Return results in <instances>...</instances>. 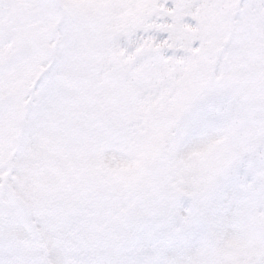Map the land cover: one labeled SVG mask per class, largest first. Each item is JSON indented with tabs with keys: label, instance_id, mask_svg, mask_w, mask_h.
Listing matches in <instances>:
<instances>
[{
	"label": "snow or ice",
	"instance_id": "6c2138e0",
	"mask_svg": "<svg viewBox=\"0 0 264 264\" xmlns=\"http://www.w3.org/2000/svg\"><path fill=\"white\" fill-rule=\"evenodd\" d=\"M0 4L5 119L33 76L109 94L85 139H61L71 103L0 134V264H264V0Z\"/></svg>",
	"mask_w": 264,
	"mask_h": 264
},
{
	"label": "rangeland",
	"instance_id": "374dc122",
	"mask_svg": "<svg viewBox=\"0 0 264 264\" xmlns=\"http://www.w3.org/2000/svg\"><path fill=\"white\" fill-rule=\"evenodd\" d=\"M4 2H7V0H4ZM4 11H6V9L0 4V12ZM16 15L19 19L23 14L17 12ZM194 25L195 21L187 24L186 27L191 29ZM0 39H2V35H0ZM44 70L37 75H42ZM248 74L251 75V71ZM52 80V76L48 77L45 83L33 90V85L37 82V76H33L31 83L26 89L28 97L21 107L12 110L11 104L14 102V97L10 98L6 119L5 108L0 105V134H6L15 140H19L23 135L25 125L30 120L35 117L55 115L57 106L71 103L75 111L60 118V123L64 132V136L61 138L62 141L68 144L90 136L91 128L79 118L78 113L81 110L87 112L96 111L98 104L104 103L109 99V94L105 91H99L95 96L86 94L80 100H75L67 85L52 83L50 82ZM61 152H63V150H61ZM134 171L135 169L133 168H121L117 173V178L123 180L131 176ZM63 178L71 181L74 186L78 181L86 182L103 194H112L118 190L117 184L113 178L100 176L89 170H84L80 177L73 178L67 169H65Z\"/></svg>",
	"mask_w": 264,
	"mask_h": 264
},
{
	"label": "clouds",
	"instance_id": "9594fccd",
	"mask_svg": "<svg viewBox=\"0 0 264 264\" xmlns=\"http://www.w3.org/2000/svg\"><path fill=\"white\" fill-rule=\"evenodd\" d=\"M232 98L230 96H226L223 100L224 105H231L232 104Z\"/></svg>",
	"mask_w": 264,
	"mask_h": 264
}]
</instances>
